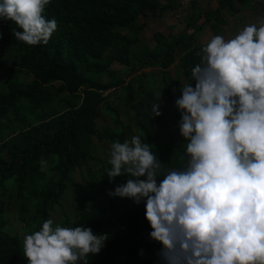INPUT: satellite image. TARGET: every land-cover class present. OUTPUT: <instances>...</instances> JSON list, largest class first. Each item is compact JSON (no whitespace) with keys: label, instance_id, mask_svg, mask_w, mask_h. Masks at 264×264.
I'll list each match as a JSON object with an SVG mask.
<instances>
[{"label":"trees","instance_id":"16d2710c","mask_svg":"<svg viewBox=\"0 0 264 264\" xmlns=\"http://www.w3.org/2000/svg\"><path fill=\"white\" fill-rule=\"evenodd\" d=\"M238 1L244 8L250 0ZM174 5V0L164 4L159 0H50L43 15L55 19L57 29L47 44L36 46L15 37V31H22L15 22L0 20V54L13 58L0 59V70L6 76L0 109L9 116L0 114V135L11 128V136L0 140V264H28L23 255L24 238L6 231V199L15 195L24 233L32 234L51 219L80 170H84L81 175L91 203L63 226H83L108 236L98 254H89L88 264H115L117 257L122 258L121 264H161L158 253L162 245L150 237L146 200L136 204L108 194L132 177L125 174L109 182L106 169L111 167L110 157L100 159L94 138L110 145L125 142L129 126L122 124L109 101L118 98L116 91L122 90L123 106L132 112L142 142L149 144L162 170L180 169L189 159L187 141L180 134L181 112L172 107L182 92L176 85L170 86L166 69L178 60L176 66L185 84L191 83V69L200 63L203 48L194 32L211 20L224 24L221 10L235 13L238 8L233 0H219L215 9L191 11L195 7L192 2L184 19L185 31L179 36L156 31L155 45L149 49L138 38L145 26L138 17L145 12L172 10ZM199 18H203L200 23ZM114 63L132 72L159 67L163 93L154 95L144 83L146 80L151 87L147 78L154 77L153 71L125 81L112 70ZM21 71L31 76L28 83L18 79ZM94 76L108 80L98 81L91 78ZM108 91L111 94L103 96ZM54 102L62 105V110H55ZM154 104H159L160 116H154ZM104 113L112 116L117 129L99 126ZM42 159L47 162L46 171L40 170ZM93 161L101 164L96 170L90 167ZM161 179L157 178L158 184Z\"/></svg>","mask_w":264,"mask_h":264},{"label":"clouds","instance_id":"9594fccd","mask_svg":"<svg viewBox=\"0 0 264 264\" xmlns=\"http://www.w3.org/2000/svg\"><path fill=\"white\" fill-rule=\"evenodd\" d=\"M49 3L0 0V20L15 22L22 29L15 37L27 45L47 44L57 29L43 15ZM201 52L175 102L189 159L162 170L141 136L114 141L109 182L132 178L108 194L146 200L161 264H264V16L231 39L213 36ZM152 111L162 114L159 104ZM40 163L46 171L47 162ZM53 225L47 219L24 237L28 264H88L108 239L91 228Z\"/></svg>","mask_w":264,"mask_h":264},{"label":"rangeland","instance_id":"374dc122","mask_svg":"<svg viewBox=\"0 0 264 264\" xmlns=\"http://www.w3.org/2000/svg\"><path fill=\"white\" fill-rule=\"evenodd\" d=\"M161 4L165 3V0H159ZM188 5V4H186ZM184 11V10H183ZM183 11L180 13H175L174 17L168 13H163V16L161 15V12L158 11L154 15L150 14L152 12H145L141 14L137 21L139 23L145 22V26L143 30H141L138 33V38L141 41L142 44H145L149 49L153 48L155 45V40L153 37V33L156 31L162 32L164 34L168 33H179L184 29V15H182ZM167 12V11H166ZM180 14V15H179ZM181 17V18H180ZM178 18V19H177ZM179 22V23H178ZM241 22V18L238 16L235 20L232 21L230 28H217V29H209L206 31V36L208 37L207 43L210 41V39L215 35H221L226 40L233 38L236 34H238V26ZM200 23V22H198ZM235 28V29H234ZM189 31V30H188ZM214 33L215 35H213ZM125 31H123L124 33ZM213 35V36H212ZM203 40H206L203 38ZM177 55V54H176ZM178 56V55H177ZM10 60H13L10 55L0 54V59H6L9 58ZM178 60H175L173 64H171L166 69V76L169 77V84L170 86L176 85V88L181 89L182 86L185 84V79L181 75L180 70L178 69L177 65ZM112 70L117 72L121 75V78L123 80H127L132 76H138L140 73H147L149 71H153L154 77L148 76L147 81L151 83V87L148 85L146 80H144L145 85L148 86V88L154 93V95L159 96L163 93V86L160 83V73L158 70H160L159 67H152V68H143L139 70H134L127 67H123L119 63H114L111 66ZM18 79L23 83H28L31 80V76L28 75L25 71H21L17 75ZM95 80L106 82L108 79L105 77H91ZM6 79V76L1 72L0 70V91H6V84L4 83ZM55 85L58 87L60 86V83L58 81L54 82ZM133 86L136 85V82H133ZM61 90V89H60ZM112 91L105 92L103 96L108 97L111 94ZM116 96L118 98H110V105L117 109L119 113V119L122 121V124L124 126H129V133L125 136V141H130L133 136H141L138 132V128L136 124L134 123L133 119L131 118L132 112L128 111L126 112L123 101H122V90L116 91ZM121 96V97H120ZM120 97V98H119ZM22 103H25V100H22ZM54 109L57 111L62 110V105H59L57 102L53 103ZM173 109H175L176 103L172 104ZM3 112L2 109H0V114ZM5 116L9 117L6 112H3ZM98 124L101 128H111V129H117L118 127L115 125L114 120L112 119V116L110 114L104 113L102 115V118L98 121ZM11 136V128L5 129L2 134L0 135V140H6ZM142 138V136H141ZM95 142L98 145L99 150V157L102 160H106L108 157H110V144L104 140L102 143L98 141L97 138H94ZM143 141V139H142ZM104 144L105 147L102 146ZM101 166L97 161H93L90 164V167L93 170L98 169ZM84 172V170H80L75 174V182L73 186H70L64 197L62 198L61 205L57 206L54 212L52 213L51 219L54 220V227L56 224H59L61 226L64 225L65 221L67 219L74 220L77 218L79 213L84 209V207H89L91 203V195L88 193V188L86 183L83 181L81 173ZM14 193V192H13ZM7 200V207H6V217L8 219V225L6 226V231L10 235H19L21 237H25L24 233V226L25 224L20 221L18 216V203L16 201L15 195L11 194ZM122 258L117 257L115 260V264H121Z\"/></svg>","mask_w":264,"mask_h":264},{"label":"crops","instance_id":"0c3cea01","mask_svg":"<svg viewBox=\"0 0 264 264\" xmlns=\"http://www.w3.org/2000/svg\"><path fill=\"white\" fill-rule=\"evenodd\" d=\"M218 1L219 0H174L175 7L172 10H165L161 12V15L163 16V13H168L174 17L175 13H179V12L181 13L184 10L182 15H184L183 19H185L187 12H190L192 2L195 3V7L192 8L191 11L192 10L202 11L208 8L215 9L218 6ZM233 4L235 5L236 8H238L237 12L230 13L227 9L221 10L220 14L225 20L224 24H217L215 23L214 20H211V22L206 24L202 29L194 32V36L197 42L200 43L203 47L207 44L208 37L206 36V31H208L210 28L211 29L230 28L232 21L239 16L241 18V22L237 30H240L243 29L246 25L252 23L258 24L260 17L264 16V0H250L249 3L244 8L241 7V4L238 0H233ZM150 14L154 15V13H150ZM202 20L203 18H199L198 22H201ZM184 31H185V24H184V29H182V31H180L179 33L172 32L170 34L179 36ZM210 32L212 33V31ZM212 34L215 35L214 33ZM203 38L206 40H203Z\"/></svg>","mask_w":264,"mask_h":264}]
</instances>
